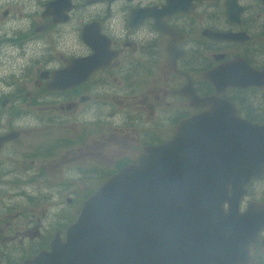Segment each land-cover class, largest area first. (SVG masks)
Segmentation results:
<instances>
[{
	"label": "flooded vegetation",
	"instance_id": "1",
	"mask_svg": "<svg viewBox=\"0 0 264 264\" xmlns=\"http://www.w3.org/2000/svg\"><path fill=\"white\" fill-rule=\"evenodd\" d=\"M39 1L21 0V14L10 19H7L10 10L0 11V138L8 133L12 135L0 140V264H21L25 258L47 249L55 233L63 239L70 223L68 213L55 218L46 214L34 217L33 204L36 203L31 197L28 205L23 206L21 171L17 166L6 164L14 161L15 156H21V149L14 148V154L6 151L20 134L13 128V122L22 120L29 111H20L21 104L17 102L5 108V92L17 93V88L21 90L26 85L32 75L30 69H26L29 64L37 65L39 79L33 82L39 88L44 87L40 92L45 97H39L36 92L31 106L36 105L34 109L38 111L39 107H45L41 103L47 99H57L56 106L54 102L46 107L63 109L61 114L54 111L32 114L34 124H43L48 129L69 126L64 107L71 103L79 106L75 119L84 124L80 128L84 130V137L89 133L88 126L97 128L102 117L108 114L113 122L118 119L125 123L137 121V134L139 129L146 135L156 133L144 146L157 145L171 136L178 121L205 111L207 107L197 102L211 97V102L217 98L229 103L233 117L243 121L241 128L246 131L245 135L254 139L258 131L259 143L264 142V0H80V4L68 0L71 6L64 12L66 19L63 20L43 15L45 3L51 0H41L37 11ZM75 12L77 14L72 15ZM33 20L32 31L24 34V30L31 29ZM70 24L77 25L78 32L71 49L69 41L65 43L58 38L59 31L53 30L56 26ZM93 29L105 37L106 42H101L100 47L106 46V50L113 53L109 61L70 88L48 87L53 71L68 65L73 58L93 53L87 44V41L92 42L89 34ZM29 45L40 47L36 51ZM58 46L63 48L58 53L60 64L56 66L55 59L45 50ZM8 65L12 66L8 68ZM15 65H24V68L16 70ZM16 76L22 81L20 84ZM158 78L163 79L160 88L152 85ZM3 86L10 90L3 91ZM154 87L159 88L158 94L154 93ZM149 93L154 103L150 104ZM137 96L140 97L135 100ZM110 107L112 110L104 113ZM211 107V110H225L219 105ZM174 109V114L168 113L171 116L163 127L165 111L173 112ZM4 115L10 116V125L1 122ZM150 115L152 118L147 122ZM163 128L171 130L167 138H161ZM256 136L259 139V135ZM127 139L126 135L122 136L123 141ZM69 141L64 137L61 147L67 146ZM52 145L47 142L34 150L52 155ZM85 145L82 143L78 148ZM258 150L257 159L260 160L255 165L258 167L255 174L244 183L237 201L230 204L235 206L230 213L234 220L243 219L240 214L248 209L264 213V162H261L264 146ZM97 168L93 164L92 170H75L91 176ZM33 179L30 177V183L25 186L34 187ZM230 188L228 186L227 194ZM23 210L26 211L23 213ZM223 211L227 212L226 201ZM247 240L245 250L239 253L244 260H235V264H264V224Z\"/></svg>",
	"mask_w": 264,
	"mask_h": 264
},
{
	"label": "water",
	"instance_id": "2",
	"mask_svg": "<svg viewBox=\"0 0 264 264\" xmlns=\"http://www.w3.org/2000/svg\"><path fill=\"white\" fill-rule=\"evenodd\" d=\"M68 3L51 0L45 3L43 15L66 19ZM89 35L92 42L87 44L93 53L53 71L48 87L70 88L109 61L113 53L100 47L105 37L96 29ZM210 98L198 100L207 109L178 121L167 140L145 146L135 161L107 176L81 202L63 240L55 233L47 249L21 264H235L244 260L239 253L251 233L264 224V213L248 209L240 214L243 219L234 220L235 206L230 204L255 174L258 149L264 142L259 143L258 131L259 139L245 135L243 121L233 117L229 103ZM212 104L225 110H211ZM10 137L8 133L0 140Z\"/></svg>",
	"mask_w": 264,
	"mask_h": 264
},
{
	"label": "rangeland",
	"instance_id": "3",
	"mask_svg": "<svg viewBox=\"0 0 264 264\" xmlns=\"http://www.w3.org/2000/svg\"><path fill=\"white\" fill-rule=\"evenodd\" d=\"M20 1L21 0H0V11L5 9L10 10L7 19H10L12 16H17L20 13ZM75 2L79 4L81 3L80 0H75ZM40 4L41 0L35 8L37 11L40 10ZM76 14L77 12L72 15ZM33 16L34 14H32L31 18H34ZM77 19H80V17L78 16ZM34 21L35 20H33L30 30L23 31L24 34H28L32 31V28L35 26L33 25ZM36 24H38V21ZM54 29L59 31L58 38L60 37L61 39H64L65 43L69 41L68 48L71 49L75 46L73 41L78 39L77 25L70 24L68 26H56L53 30ZM47 35L50 36V34ZM29 46L35 48L36 51L40 47L38 45L37 47H35L36 45ZM62 48L63 47L58 46L57 48L51 50H45L46 53L55 59L54 65L56 66L60 64L58 56L62 52ZM37 55L40 56L38 52ZM11 66L12 65H8V68ZM14 68L16 70H22L24 65H15ZM28 68L32 72V75L26 80V85L23 86L21 90L20 88H17V93L12 92L9 94V92H5L7 93L5 98V108L7 104L17 102L21 104L20 111H23L24 109L29 111V113H27L22 120H19V122H16L15 120L13 122V128L16 131H19L20 134L17 135L16 139L10 143L6 151V153L10 152L11 154H14V148L21 149V156H15V159H13L14 161L6 164H9L12 167L17 166L21 171L22 176L20 177V181L22 185L23 206L24 204L28 205L27 201L29 200V197H31L34 203H36L33 204L34 217L37 216L40 218L42 217V214H46L49 218H55L63 213H68L69 219L72 221L77 215L81 201L94 189H96V187L111 171L116 169L118 162L121 164L129 159L133 160L134 157H136V155L142 150L144 144L151 140V135L156 133L151 132L149 135H146L145 132L139 129L137 134L138 126L135 125L137 121L129 120L125 123L118 119L113 122L110 116L105 114V116L101 119V124H99L97 128L90 126L87 127L89 133L87 137H84V130H80L82 123H77L78 120L75 119L79 106L76 104L72 105L71 103L64 107V113H68L67 115L69 116L68 127L64 128L63 125L61 127L48 129L43 124H34L32 115L34 112L49 114L54 111L61 114L63 109H59L58 111L57 109L53 110L51 108H47L46 106L53 104L54 102L56 103L53 104L54 106L58 103L57 99L54 101L53 99H47L45 103H41V105L45 107L41 106L38 108V111H35L34 108L36 105L31 106V98L36 92L39 94V97L41 96L45 98L43 96L44 93L42 94V92H40V90L44 87L39 88L33 82V79L34 81L39 79L36 75L37 65L29 64L26 69ZM155 78L156 76L154 77V80ZM16 79L19 84L22 82L17 76ZM162 83L163 79L158 78V80H156L152 85L155 84L160 88ZM159 88H153L155 94L159 93ZM9 90L10 87L8 88L7 86H3V91ZM26 92L29 93L28 96L25 95ZM150 95L151 93H149V102L151 104L154 103L155 100L152 99ZM139 97L140 96H137L134 99H139ZM74 100L77 101V97L74 98ZM160 106L163 107L162 104H160ZM111 110L112 108L110 107L104 113H109ZM165 113L166 118H164L163 127L168 124L169 117L171 116V114L168 113L174 114L175 109L173 112L165 111ZM8 118H10L8 115L1 116V122L5 125L8 123L10 125ZM151 118L152 115L149 116L147 122H149ZM170 131L169 129L163 128L161 138H167ZM123 135H126L128 139L123 141ZM64 137H68L70 141L67 146L65 145L64 147H61V141ZM47 142H49V144L51 142L54 144L52 145V155L51 152L46 154L45 151L39 153L38 149L34 150V147L46 144ZM82 143L86 145L82 148H78ZM129 150L133 153H130ZM128 152L130 154H124ZM93 164L97 165L98 168L96 169L97 172L94 171L91 176L87 173L75 170L77 168L92 170ZM8 168V165H6L5 169L7 170ZM30 177H33V180L36 183V185L32 188L30 185L25 186V184L30 183ZM25 211L26 210H23V213Z\"/></svg>",
	"mask_w": 264,
	"mask_h": 264
}]
</instances>
